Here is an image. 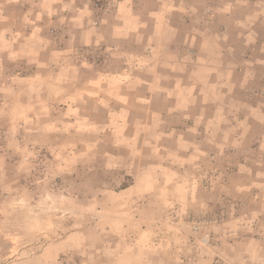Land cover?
Wrapping results in <instances>:
<instances>
[{
  "label": "crops",
  "instance_id": "1",
  "mask_svg": "<svg viewBox=\"0 0 264 264\" xmlns=\"http://www.w3.org/2000/svg\"><path fill=\"white\" fill-rule=\"evenodd\" d=\"M198 2L0 0L1 201L50 172L105 189L113 264H264V0Z\"/></svg>",
  "mask_w": 264,
  "mask_h": 264
},
{
  "label": "rangeland",
  "instance_id": "2",
  "mask_svg": "<svg viewBox=\"0 0 264 264\" xmlns=\"http://www.w3.org/2000/svg\"><path fill=\"white\" fill-rule=\"evenodd\" d=\"M199 1L202 9L207 7L205 13L211 16L214 0ZM104 14L103 10L95 15L99 19ZM80 52L87 57L85 51ZM82 54L77 56L83 59L79 63L87 60ZM3 146L0 139V148ZM49 173L47 180H51L49 186H53L45 189L46 194L40 189L35 195L23 196L16 203L1 201L0 195V264H47L43 251L56 243H62V250L58 254L48 252V256H52L48 264H110V256L113 257L112 264L118 261L120 253L105 250V245L118 244L121 240V221L111 218L113 204H109V198H104L105 189L83 185L72 188L70 180L59 183L52 180ZM219 174V171L211 172L201 167L193 181L203 190L211 191ZM94 179L98 184V179ZM115 210H121L120 206ZM199 222H184L192 227V240L199 232ZM212 239V236L205 235L199 238V242L213 244Z\"/></svg>",
  "mask_w": 264,
  "mask_h": 264
},
{
  "label": "built area",
  "instance_id": "3",
  "mask_svg": "<svg viewBox=\"0 0 264 264\" xmlns=\"http://www.w3.org/2000/svg\"><path fill=\"white\" fill-rule=\"evenodd\" d=\"M98 24V23H97Z\"/></svg>",
  "mask_w": 264,
  "mask_h": 264
}]
</instances>
